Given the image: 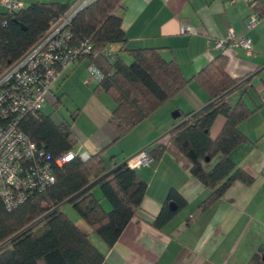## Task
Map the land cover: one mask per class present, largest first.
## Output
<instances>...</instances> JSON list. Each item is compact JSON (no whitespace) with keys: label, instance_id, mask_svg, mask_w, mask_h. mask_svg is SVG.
I'll return each instance as SVG.
<instances>
[{"label":"trees","instance_id":"1","mask_svg":"<svg viewBox=\"0 0 264 264\" xmlns=\"http://www.w3.org/2000/svg\"><path fill=\"white\" fill-rule=\"evenodd\" d=\"M121 0H92L73 17L71 43L84 39L91 43L87 56L103 73L93 87L103 91L115 103L109 125L114 141L126 136L134 127L170 101L186 85L178 63L166 60L157 48L126 49V34L122 19L116 14ZM58 2H35L16 11L0 10V74L47 30L49 25L68 10ZM259 9V8H258ZM120 44L114 53L107 51L109 44ZM106 52L114 59L109 61ZM126 53V62L119 53ZM195 79L209 96V104L189 113H180L172 130L166 133L168 142L190 163V173L200 180L210 194L200 203L205 209L214 204L236 181L245 185L253 176L235 165L230 152L246 142L240 124L251 114L249 107L239 99L231 106L228 95L246 83V77L232 78L226 72V57L215 56L196 75ZM217 116L224 124L215 137L210 128ZM20 129L35 143L44 147L54 161L72 151L77 139L70 125L55 122L41 111L25 115ZM159 144L148 153L157 161L165 150ZM74 151V150H73ZM103 150L90 153L88 159L78 157L54 166L55 181L42 191L8 210L0 198V264H102L105 254L91 240L95 234L107 248H111L122 231L136 215L146 192V182L127 161L115 164L106 172ZM218 157L208 169L206 165ZM98 189L100 195L94 190ZM102 199L110 206L105 209ZM175 205L174 209L169 203ZM70 203L78 218L88 227L85 232L64 214L60 206ZM186 206V200L171 188L167 198L154 217L152 225L161 229ZM260 248L251 264L263 263Z\"/></svg>","mask_w":264,"mask_h":264},{"label":"crops","instance_id":"2","mask_svg":"<svg viewBox=\"0 0 264 264\" xmlns=\"http://www.w3.org/2000/svg\"><path fill=\"white\" fill-rule=\"evenodd\" d=\"M19 1L23 8L35 2H58L71 7L80 0ZM255 8L263 15L254 27L247 28L250 8L243 0H121L116 14L126 34L125 48L159 49L164 59L178 63L187 83L119 140L114 141L109 125L114 101L103 91L96 94V83H84L87 58L71 63L56 80L45 104L65 105L71 120H62L70 125L79 151L90 154L103 150L106 171L142 150L149 152L159 144L166 145L157 161L134 168L146 182V192L116 243L107 248L98 236L94 241V234L90 235L105 254L102 264H251L252 256L264 249V0H256ZM0 10L5 8L0 5ZM182 26H189L190 32L180 33ZM228 31L249 38L252 52L231 44L216 48L214 41L225 38ZM119 47L112 43L106 50L115 53ZM217 55L226 57L229 76L246 77L244 86L226 99L231 106L242 99L252 110L239 126L246 142L236 146L229 156L253 176V182L232 183L214 204L201 209L200 203L210 190L191 175L189 161L168 142L166 133L178 121L170 111L189 113L209 103L195 75ZM119 56L126 62L131 60L124 52ZM223 124L224 118L217 116L210 128L211 137ZM171 188L186 200V206L157 229L152 221ZM102 204L110 208L104 199ZM263 254L264 250L259 252Z\"/></svg>","mask_w":264,"mask_h":264},{"label":"built area","instance_id":"3","mask_svg":"<svg viewBox=\"0 0 264 264\" xmlns=\"http://www.w3.org/2000/svg\"><path fill=\"white\" fill-rule=\"evenodd\" d=\"M92 0H80L58 16L44 34L18 59L0 74V198L8 210L23 203L30 194L42 191L55 181L54 166H61L78 157L86 160L87 151L73 150L54 161L43 146L32 141L19 127L21 119L42 110L60 74L73 62L91 52V43L84 39L71 43L73 17ZM250 8L247 28L254 27L263 13L255 8L256 0H243ZM7 11L22 8L19 0H0ZM190 32L189 26L180 27V33ZM226 44L252 52L251 40L228 31L223 39H216L214 46ZM109 61L114 59L106 52ZM103 73L94 63L88 62L84 83H98ZM152 158L142 150L127 160L131 168L148 166Z\"/></svg>","mask_w":264,"mask_h":264},{"label":"rangeland","instance_id":"4","mask_svg":"<svg viewBox=\"0 0 264 264\" xmlns=\"http://www.w3.org/2000/svg\"><path fill=\"white\" fill-rule=\"evenodd\" d=\"M90 87V86H89ZM65 105H63L61 103V106H52V105H46L44 104V106L42 107V112L46 115H51V117L56 121V122H60L62 119L66 120V121H70L71 117L68 114L67 109L64 107ZM175 109H173L172 111H170V116L172 114V112ZM74 152L77 153L79 151L78 149V145L76 144L73 148ZM94 193L96 195H100V192L98 189L94 190ZM61 211L66 214L70 219L76 221L77 225L79 226V228L85 232H87L88 227L86 226V224L80 220L75 212V210L73 209L72 205L70 203H64L60 206ZM97 236L92 235V240L96 241Z\"/></svg>","mask_w":264,"mask_h":264},{"label":"water","instance_id":"5","mask_svg":"<svg viewBox=\"0 0 264 264\" xmlns=\"http://www.w3.org/2000/svg\"><path fill=\"white\" fill-rule=\"evenodd\" d=\"M209 103H210V102H209ZM209 103H207V104L204 105L203 107L207 106ZM203 107H202V108H203ZM179 115H180V113H179L177 110L173 111L172 114H171L172 118H174V119L179 118ZM172 128H174V127H172ZM172 128H170L167 132H170V131L172 130ZM123 162H125V161H123ZM109 171H110V170H108V171H106L104 174H102V175L98 178V180L101 179L102 177H104ZM169 207H170L171 209H174V208H175V205H174L172 202H170V203H169ZM262 260H264V256H263ZM257 264H263V263L260 262V263H257Z\"/></svg>","mask_w":264,"mask_h":264}]
</instances>
